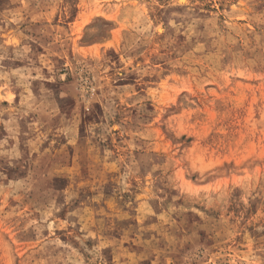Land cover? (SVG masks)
<instances>
[{
  "label": "rangeland",
  "instance_id": "rangeland-1",
  "mask_svg": "<svg viewBox=\"0 0 264 264\" xmlns=\"http://www.w3.org/2000/svg\"><path fill=\"white\" fill-rule=\"evenodd\" d=\"M0 264H264V0H0Z\"/></svg>",
  "mask_w": 264,
  "mask_h": 264
}]
</instances>
